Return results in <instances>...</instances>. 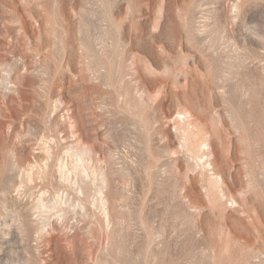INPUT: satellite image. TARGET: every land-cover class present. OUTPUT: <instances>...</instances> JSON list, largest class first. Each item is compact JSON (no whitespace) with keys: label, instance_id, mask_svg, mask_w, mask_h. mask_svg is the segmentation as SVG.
I'll list each match as a JSON object with an SVG mask.
<instances>
[{"label":"rangeland","instance_id":"1","mask_svg":"<svg viewBox=\"0 0 264 264\" xmlns=\"http://www.w3.org/2000/svg\"><path fill=\"white\" fill-rule=\"evenodd\" d=\"M0 264H264V0H0Z\"/></svg>","mask_w":264,"mask_h":264},{"label":"bare ground","instance_id":"2","mask_svg":"<svg viewBox=\"0 0 264 264\" xmlns=\"http://www.w3.org/2000/svg\"><path fill=\"white\" fill-rule=\"evenodd\" d=\"M203 145V144H202Z\"/></svg>","mask_w":264,"mask_h":264}]
</instances>
